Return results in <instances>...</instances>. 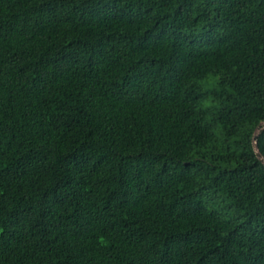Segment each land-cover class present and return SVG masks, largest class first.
Instances as JSON below:
<instances>
[{"label":"trees","instance_id":"trees-1","mask_svg":"<svg viewBox=\"0 0 264 264\" xmlns=\"http://www.w3.org/2000/svg\"><path fill=\"white\" fill-rule=\"evenodd\" d=\"M0 264H264V0H0Z\"/></svg>","mask_w":264,"mask_h":264},{"label":"water","instance_id":"water-1","mask_svg":"<svg viewBox=\"0 0 264 264\" xmlns=\"http://www.w3.org/2000/svg\"><path fill=\"white\" fill-rule=\"evenodd\" d=\"M256 140H257V133L254 134L253 139H252L254 148H255ZM256 155L262 161L258 152H256Z\"/></svg>","mask_w":264,"mask_h":264}]
</instances>
